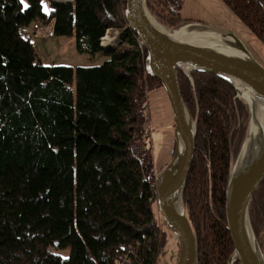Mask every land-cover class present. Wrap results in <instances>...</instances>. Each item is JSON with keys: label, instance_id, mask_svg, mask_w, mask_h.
<instances>
[{"label": "trees", "instance_id": "1", "mask_svg": "<svg viewBox=\"0 0 264 264\" xmlns=\"http://www.w3.org/2000/svg\"><path fill=\"white\" fill-rule=\"evenodd\" d=\"M264 44V0H222ZM182 0H146L168 28ZM125 0H0V264H157L169 232L155 212L146 52L124 17ZM74 36L92 67L40 63L30 27ZM117 33L111 54L106 32ZM195 122L182 202L198 264H227L234 246L225 189L249 108L215 75L176 72ZM260 246L264 180L248 206ZM233 264H239L233 262Z\"/></svg>", "mask_w": 264, "mask_h": 264}, {"label": "water", "instance_id": "2", "mask_svg": "<svg viewBox=\"0 0 264 264\" xmlns=\"http://www.w3.org/2000/svg\"><path fill=\"white\" fill-rule=\"evenodd\" d=\"M124 17L128 28L135 32L140 46L146 52L147 75L160 82L174 116L175 148L172 161L155 177L157 213L178 244L176 264H198L196 238L185 215L182 202L186 178L194 154L195 122L181 97L176 72L181 71L185 75L194 72L215 75L231 83L237 96L244 100L234 85V82H238L255 97L264 100V68L231 34L213 31L223 37L232 38L241 53L240 56L231 57L210 48L185 44L172 39L163 30L164 28L153 20L147 10L146 0H125ZM192 25L205 27L200 24H187L184 27ZM114 49L112 46L102 47V51L106 54H111ZM183 67H186L188 71L185 72ZM251 116L252 111L249 109L246 128ZM179 147H182L181 151ZM242 147L241 144L225 189L226 225L234 246L227 264H233V262L264 264V233L259 238L263 245L261 250L248 216L251 197L264 180V149L254 160L245 163L236 171ZM175 200L178 201L179 208L173 204Z\"/></svg>", "mask_w": 264, "mask_h": 264}, {"label": "rangeland", "instance_id": "3", "mask_svg": "<svg viewBox=\"0 0 264 264\" xmlns=\"http://www.w3.org/2000/svg\"><path fill=\"white\" fill-rule=\"evenodd\" d=\"M179 16L182 19L194 22L191 24L205 26H189L195 30H210L220 34L233 35L243 44L251 57L264 68V44L257 39L253 32L236 17L222 0H182ZM152 18L168 32H173L187 25L178 24L175 28H168L155 17L152 16ZM32 29L33 27L31 26V42L35 45L38 59L44 66L92 67L100 65L106 60L102 54H97L90 58L88 55L78 53L75 48L74 36H53L49 38L40 32H33ZM45 29L52 30L51 26H46ZM187 30L190 31L189 29ZM115 37H117V33L109 32V39L113 40ZM114 40L116 42V39ZM147 119L154 172L158 175L172 161L175 148L174 116L169 99L162 88L153 89L148 93ZM155 212L157 213L156 207ZM260 248L262 250V246ZM178 252V244L175 237L170 232H167L157 264H176Z\"/></svg>", "mask_w": 264, "mask_h": 264}, {"label": "bare ground", "instance_id": "4", "mask_svg": "<svg viewBox=\"0 0 264 264\" xmlns=\"http://www.w3.org/2000/svg\"><path fill=\"white\" fill-rule=\"evenodd\" d=\"M161 29L163 28L161 27ZM164 31L172 39L181 43L210 48L231 57L241 55L239 49L235 45V41L232 38L223 37L210 30L201 31L195 30L193 27H181L173 32ZM183 68L185 72L188 71L186 67ZM234 85L239 91L241 97L244 98V103L246 102L249 109L252 111V116L250 117L245 134L246 138L244 137L241 155L239 156L237 162V171L245 163L247 164L254 160L264 149V100L262 98L255 97L242 84L234 82ZM179 149L181 151L182 147H179ZM173 204L179 208L177 200H175Z\"/></svg>", "mask_w": 264, "mask_h": 264}, {"label": "built area", "instance_id": "5", "mask_svg": "<svg viewBox=\"0 0 264 264\" xmlns=\"http://www.w3.org/2000/svg\"><path fill=\"white\" fill-rule=\"evenodd\" d=\"M32 27H33L32 31L35 32V33L36 32H40V33H42L43 35H46L49 38H52L54 36L51 30H46L45 27H43V26H41L39 24H34V25H32ZM108 37H109V31H107L105 36L101 39V41H100L101 47L113 46L115 44V40L114 39H116V37L113 38V40L109 39Z\"/></svg>", "mask_w": 264, "mask_h": 264}]
</instances>
